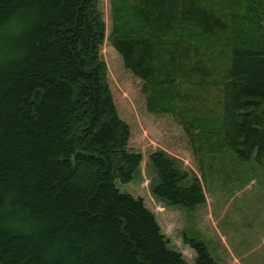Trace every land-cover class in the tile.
<instances>
[{"label":"trees","instance_id":"16d2710c","mask_svg":"<svg viewBox=\"0 0 264 264\" xmlns=\"http://www.w3.org/2000/svg\"><path fill=\"white\" fill-rule=\"evenodd\" d=\"M109 4L107 34L101 0H0V264H189L117 186L142 155L128 146L105 42L195 159L198 175L151 152L155 197L204 204L214 160L264 171V0ZM183 242L195 264H218L202 241Z\"/></svg>","mask_w":264,"mask_h":264},{"label":"rangeland","instance_id":"374dc122","mask_svg":"<svg viewBox=\"0 0 264 264\" xmlns=\"http://www.w3.org/2000/svg\"><path fill=\"white\" fill-rule=\"evenodd\" d=\"M101 10L108 34L109 0H101ZM100 53L118 114L131 130L128 146L142 155L133 179L118 183L119 190L142 198L168 247L179 251L189 264H195V251L183 242L184 237L202 241L218 264H264V171L254 163L214 160L207 170L204 204L186 210L155 197L151 191L155 171L149 154L164 150L182 170L198 175L190 145L172 116L146 111L140 80L123 68L114 48L105 42Z\"/></svg>","mask_w":264,"mask_h":264}]
</instances>
